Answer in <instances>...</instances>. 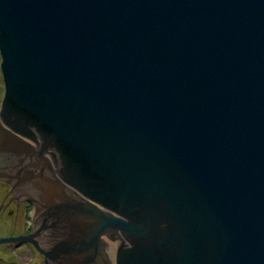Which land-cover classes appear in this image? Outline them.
I'll use <instances>...</instances> for the list:
<instances>
[{"label":"water","instance_id":"95a60500","mask_svg":"<svg viewBox=\"0 0 264 264\" xmlns=\"http://www.w3.org/2000/svg\"><path fill=\"white\" fill-rule=\"evenodd\" d=\"M0 74V244L264 264V0H0Z\"/></svg>","mask_w":264,"mask_h":264},{"label":"flooded vegetation","instance_id":"af4514ba","mask_svg":"<svg viewBox=\"0 0 264 264\" xmlns=\"http://www.w3.org/2000/svg\"><path fill=\"white\" fill-rule=\"evenodd\" d=\"M11 189V185L0 181V237L5 238L30 233L33 227V204L27 200L15 197L14 193L10 192ZM28 247L29 243L12 244L4 242L0 244V251H3L4 254L7 251L11 252L15 258H18L20 253L24 252V249H28ZM113 248L114 244L110 250ZM1 259H4V255L0 256V261ZM34 259L40 264L42 256L37 252Z\"/></svg>","mask_w":264,"mask_h":264},{"label":"rangeland","instance_id":"374dc122","mask_svg":"<svg viewBox=\"0 0 264 264\" xmlns=\"http://www.w3.org/2000/svg\"><path fill=\"white\" fill-rule=\"evenodd\" d=\"M3 95V84H2V79H1V74H0V102L2 99ZM3 217V216H1ZM1 228V227H0ZM37 251L35 248L30 244L28 249L25 248L24 252H21L18 258H15L11 252H6V254L3 253V251H0V256L4 255V259H1L0 264H39L36 262L34 259ZM2 254V255H1ZM6 255V256H5ZM15 261V262H14Z\"/></svg>","mask_w":264,"mask_h":264}]
</instances>
